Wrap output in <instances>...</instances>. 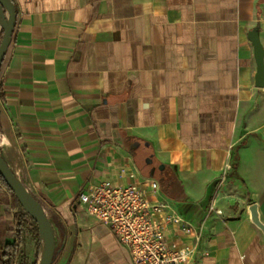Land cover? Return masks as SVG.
I'll use <instances>...</instances> for the list:
<instances>
[{
  "label": "crops",
  "instance_id": "crops-1",
  "mask_svg": "<svg viewBox=\"0 0 264 264\" xmlns=\"http://www.w3.org/2000/svg\"><path fill=\"white\" fill-rule=\"evenodd\" d=\"M14 3L0 155L53 226L51 264H132L76 197L142 179L190 222L221 210L192 264H264L249 211L264 225V84L251 41L264 66V0ZM12 214L0 188V244L14 241Z\"/></svg>",
  "mask_w": 264,
  "mask_h": 264
},
{
  "label": "built area",
  "instance_id": "built-area-1",
  "mask_svg": "<svg viewBox=\"0 0 264 264\" xmlns=\"http://www.w3.org/2000/svg\"><path fill=\"white\" fill-rule=\"evenodd\" d=\"M224 180L221 178V184ZM76 201L112 230L132 264H192L210 215H222L212 203L198 223L184 219L160 198L159 183L152 179L127 186L103 180L82 189Z\"/></svg>",
  "mask_w": 264,
  "mask_h": 264
},
{
  "label": "water",
  "instance_id": "water-1",
  "mask_svg": "<svg viewBox=\"0 0 264 264\" xmlns=\"http://www.w3.org/2000/svg\"><path fill=\"white\" fill-rule=\"evenodd\" d=\"M0 6L7 12V19L3 22L2 38L0 41V68L11 42L12 34L16 25L15 5L11 0H0ZM257 63L255 84L262 87L264 84L263 50L256 35L251 38ZM0 176L16 197L24 212L36 224L40 234L41 256L37 264H51L55 252L54 229L48 219L42 205L33 197L26 187L17 179L0 155ZM250 220L261 230L264 235V225L259 221L257 206H250Z\"/></svg>",
  "mask_w": 264,
  "mask_h": 264
},
{
  "label": "trees",
  "instance_id": "trees-1",
  "mask_svg": "<svg viewBox=\"0 0 264 264\" xmlns=\"http://www.w3.org/2000/svg\"><path fill=\"white\" fill-rule=\"evenodd\" d=\"M14 3V0H11ZM16 10V7H15ZM233 167H236V157L234 158ZM0 188H3L10 196V205L13 211L12 218L14 221V231L15 238L12 243L0 244L1 253H0V264H22V246L24 243L23 234L26 228V213L23 208L20 206L16 197L7 187L5 182L0 176ZM33 231L37 241L38 249H40V234L36 224L32 221Z\"/></svg>",
  "mask_w": 264,
  "mask_h": 264
},
{
  "label": "rangeland",
  "instance_id": "rangeland-1",
  "mask_svg": "<svg viewBox=\"0 0 264 264\" xmlns=\"http://www.w3.org/2000/svg\"><path fill=\"white\" fill-rule=\"evenodd\" d=\"M0 19L2 23L7 19L6 10L0 6ZM3 24H0V41L2 38ZM26 228L23 234L24 243L22 246V264H37L41 256V245L38 249L37 241L33 231L32 219L26 214Z\"/></svg>",
  "mask_w": 264,
  "mask_h": 264
},
{
  "label": "bare ground",
  "instance_id": "bare-ground-1",
  "mask_svg": "<svg viewBox=\"0 0 264 264\" xmlns=\"http://www.w3.org/2000/svg\"><path fill=\"white\" fill-rule=\"evenodd\" d=\"M0 24H3L1 19H0Z\"/></svg>",
  "mask_w": 264,
  "mask_h": 264
}]
</instances>
